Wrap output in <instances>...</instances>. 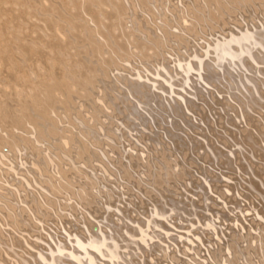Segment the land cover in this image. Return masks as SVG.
<instances>
[{
    "label": "bare ground",
    "instance_id": "6f19581e",
    "mask_svg": "<svg viewBox=\"0 0 264 264\" xmlns=\"http://www.w3.org/2000/svg\"><path fill=\"white\" fill-rule=\"evenodd\" d=\"M164 1L0 0V264H264V156L238 149L247 163L232 158L233 172L246 167L261 188L238 177L245 189L233 183L236 194L228 183L236 178L204 181L205 162L189 152L193 135L212 132L205 112L218 124L208 116L218 109L212 94L229 79L243 85L237 64L264 55V38L252 30L264 29V0ZM206 66L220 72L212 91L198 73ZM159 85L194 96L177 108L197 121L193 134L168 138L165 124L174 120L162 114ZM130 104L161 117L140 124L145 113ZM59 144H73L74 154ZM242 193L255 212L247 225L231 200ZM187 213L195 229L184 224ZM67 239L83 251L63 253Z\"/></svg>",
    "mask_w": 264,
    "mask_h": 264
},
{
    "label": "rangeland",
    "instance_id": "374dc122",
    "mask_svg": "<svg viewBox=\"0 0 264 264\" xmlns=\"http://www.w3.org/2000/svg\"><path fill=\"white\" fill-rule=\"evenodd\" d=\"M167 1H169V0H167ZM164 2H163V5H164ZM18 13L22 14V12H19V11H18ZM231 20H232V22L235 21L234 19H231ZM250 21H252V19H250ZM252 30H257L256 32L262 38H264V29H262L260 27L259 28L258 27H253ZM92 31H93V29H92ZM246 34H250L249 31H247ZM190 49H191V47H190ZM256 52H259V51H256ZM238 53L240 55V52H238ZM256 58L258 59L257 62L247 61L246 60V62L244 64L239 63V64H237L238 66L236 65L237 67L235 66L236 67V71L233 74H234L235 78H237V80L241 79L243 81V85H241V83L240 84L239 83L236 84V83H234V81H231L229 79L228 81H224L222 83L223 87L222 88L220 87L219 91H217V92L215 91L216 93L212 94L214 96V98H215V101L217 102V107H218L217 114H216L217 116L213 112L209 113L208 116H210L212 118L218 117L217 118V121H218L217 122L218 123L217 126H215L214 123L211 124L210 121L208 119H206V117H204L206 115L205 114L206 112H205L203 114V118L205 120L206 127L208 129H211L212 132L201 133L200 135H193V137H191L192 138V143L194 144L193 145L194 149H193V152L192 151H189V152L191 153V155H194V156L198 155L199 156L198 157L199 161L200 162L201 161L205 162V164L207 166V169H208L207 173H205L206 171H204V172L202 171V173H204V174L201 173L202 178H203V175H204V178L206 180H208L207 179L208 177H210V178L211 177H215V179L223 181V183H222L223 185H224V180L225 179L228 182L231 179V177H232V180L234 178H236L235 180L237 181V183H236L235 180H234L235 182L234 181L231 182V180L228 182L229 184L231 183V185L234 186V188H233V186L229 187V189L230 188H231V190L233 189L232 191H234V189L236 191L237 190L236 187H238V189L242 188L241 187L242 182H243L244 185L246 184V188H248V187L250 188L251 186L255 187L257 185V183L253 184V182H252L253 179H255V180L257 179L256 178L257 176H252L251 177V173H247L249 171V169H246V167H245V169L243 168L244 169L243 171H246V173H247L246 175H245V172H243L241 170L242 173H240V171H239L240 176H238L239 174L236 176V174L233 172L234 164L232 162L233 161L232 158H234V159L237 158L239 163H243L242 159H241V156H243V159H245V157L248 158L247 154H248L249 157H250V154H251V156H253V155L260 156V157L264 156V55H261L260 53H256ZM197 60H203V61H205L207 63L211 62V59L208 56H199L197 58ZM117 67L119 69H127L126 67L124 68L123 66H118V64H117ZM199 72L202 73L205 76V78L208 80V83L205 84V89L207 91L215 90V87L221 85V84H215V81H214L215 77H219L220 76V72H219L218 69H216V68L212 69V66L211 67H207L206 66L205 70H200L199 69L198 73ZM227 75L230 76V72H228ZM46 81H48V80L40 81L38 86L41 85V84L47 83ZM159 87H160V89L158 90V93H161L162 95H164V96H162V101L164 102V107L168 111L166 113L164 111H162L163 112L162 114L168 115L167 116L168 117L167 121H168V119L169 120L173 119L174 121H176V123L181 121V122H179V124L181 123L180 127H179V130H177L178 126L173 124L174 121H172V122L169 121V122H167L165 124L167 129L164 130V131L165 132L167 131L166 133H167L168 138L172 137L173 134H175V133L177 135H182L183 134L185 136H187V134H190V133L193 134L192 128H197L196 127L197 121L194 120L195 121L194 122L193 120H190V118L188 119V121L190 123L187 122V121H184V120H187V119H185L184 118L185 116L184 115L182 116L181 112H179L177 110V108L179 106H184V102L187 101V99L190 97L191 93H188L187 91L183 90L182 87L180 88V86L178 87L176 85H175V91L176 92H174V93H172L166 87H162L161 85H159ZM256 89H259L260 98L256 97V91H255ZM191 91L195 92V89H191ZM185 92H187V94ZM153 96H154V94H153ZM172 96L175 97V99H172ZM191 97H194V96L191 95ZM154 98H155V96H154ZM188 106L194 112L196 110H197V112H199L200 108L204 109L203 107H200L198 109L193 104H189ZM128 107L132 111H134V110L137 111V109L134 108V106L131 105V104L128 105ZM157 108H158L157 109L158 113H160L159 112L160 111L159 107H157ZM85 110L87 111V108L86 109H79V111H78L79 115L80 116L82 115V117H85V116H83L84 113H85ZM136 111H134L135 114H136ZM143 112L145 113L144 115L146 116L145 117L146 120H145V118H141L143 114L140 117L138 116V115H140ZM177 113L181 114V116L179 117V115H177ZM47 114L48 113L45 112V115H47ZM137 114L136 115L140 118V120H138V122H140L141 120L144 119L143 121H141L142 123H144L145 121L147 122V118H148V121H149L151 116H152V114H154V115L156 114L155 116L161 117L159 114L157 115V113H155V112H151V114H150L149 112L142 111V112H137ZM190 115H191V113H190ZM138 117H135L133 120L138 119ZM182 117H183V121H182ZM180 118H181V120H180ZM96 120L100 121L99 118L96 119ZM246 121H249V126L248 127H247ZM138 122L137 121H133L134 124H136ZM141 122H140V124H141ZM193 122H194L193 126H190V125H192L191 123H193ZM47 123H49V124L55 123V119L53 117L47 116ZM96 123L98 124V122H96ZM171 123H172V126L175 125L177 128L176 127L174 128V126L171 127ZM183 123H185V125L187 127L185 125L183 126ZM140 124L138 123V124H136V126L135 125L134 126L136 128L138 127L137 129L139 130L141 128ZM167 124H169L170 127L167 126ZM188 126H189V128L192 131H190ZM131 127L133 128L132 124H131ZM184 127H186V128H184ZM180 128H182L183 130L180 129ZM218 128L222 129L223 131L219 132ZM135 129L133 130L134 134L136 132L138 133V130L136 131ZM21 130L25 131L27 133V135L31 133L30 132L31 130L28 128V126H24ZM187 130H189V131H187ZM157 131L160 132L161 130H157ZM177 131H179V133ZM185 131H187L186 132L187 134L185 133ZM10 132H12V131H10ZM166 133H165V135H166ZM168 133L170 135H172V136H169ZM152 135L156 136V134L154 135V133ZM41 136L44 137V134H42ZM155 141H156V139H155ZM238 142L243 144V145L239 144ZM33 144L34 143H32V139L31 138H26L25 143L23 144V147L24 148H28V150H30V148H32ZM238 144L241 145V146L238 147ZM0 146H2V150H5L7 152V146L5 144L4 145H0ZM58 147H59L58 149L62 148L64 151H67L69 154H74L73 153L74 152L73 151L74 150L73 144L72 145L69 144L68 146H64V147L60 146V144H59ZM239 148H241V150L243 149L244 151H246L247 154L244 153L243 151H241V153L242 152L244 153L242 155L240 153V151L238 150ZM35 152L36 153L39 152V149L37 148ZM246 160L247 159L243 160L244 163H247ZM220 162H221V164H220ZM197 165L199 166V162H197ZM213 172H214V175H212ZM241 174L242 175L244 174L245 176H247V178L244 177V179H247L246 181H249L252 178L251 182L249 183L250 185H248L247 183H244V179H243L244 175L241 177ZM205 175H208V177L205 176ZM248 176L251 177V178H249ZM238 177L241 178L242 182L239 180L240 178H238ZM210 178H209V180H210ZM205 179H204V181H206ZM194 180L195 181L199 180V182H200V178H198V177L194 178ZM233 183H235L236 187H235V185ZM239 183H240V185H239ZM204 184H205V182L203 183V185ZM217 184H219V183H215V185H217ZM243 184H242V186H243ZM201 186L202 185L199 186L201 188V190L198 189V188L197 189H198V191L199 190L201 191V192L199 191V193H202V191H203L202 194H204L205 192H207V189H205L204 187H203L204 189H202ZM205 186L207 187L208 185L205 184ZM243 187H244L243 189H245V186H243ZM258 187L261 188V186H258ZM122 188H124V189H122ZM122 188H121V190H125L126 189V191H127V188H125V187H122ZM253 188H250V189H253ZM259 188H256L257 189L256 191H257V194L260 193V195H261V192H258ZM189 189L193 190L192 187H189ZM262 190H263V187H262ZM253 191H255V190L253 189ZM231 193L232 192L230 191V194ZM207 194H208V192H207ZM236 194H237V191H236ZM243 194L245 195V197L249 198L248 197L249 195H247L245 193H242V195ZM242 195H239L240 197L232 195L231 200H235L234 203L236 202V204H237L238 200L239 201H240V199L242 200V201H240V203L238 201L237 206H241L240 208H242L244 210V212H243V210L241 209L244 214L241 213V215L243 217L240 216V218L242 217L241 219L244 220V223H242V224L243 225L244 224L247 225L248 221L250 219L249 216H254L255 212L246 209L245 206L249 205L248 204L249 203V199L246 198V201L248 202L247 203L244 198L242 199V197H244V195L243 196ZM262 195H261V197L263 198L264 197V193ZM130 196H132V195L130 194ZM263 200L264 199L261 200L262 203H259V202H261L260 200L258 201V205L259 206H262V204H264ZM201 201H203V197H202ZM31 203L33 205L29 209L36 210V205H34L35 203L33 202V200H31ZM207 203L211 204L212 202L210 200V203H209V201ZM243 203H247V204L242 205ZM179 204H181V203H179ZM184 205L182 204L180 206H184ZM113 208H115V207L113 206ZM199 210L200 209L198 208L197 211H199ZM233 212L234 211H232V213L230 211H228L227 213L233 214ZM227 213H226V215H227ZM190 215H189V213H187L186 216H187V219H189V217H190L192 219V222L190 221V219L189 220H185L186 216H184V220H183L184 222H187V223H184V224H188L189 227H191L192 226L191 224L197 219V217L196 218L192 217L194 215H192V216H190ZM226 215H224V216H226ZM245 216H247L248 219ZM226 217H228V216H226ZM174 220H172L173 224H175ZM183 221H180V222H183ZM218 221H220V220H218ZM175 222L178 223V221H175ZM239 222H241V220ZM189 223H191V224H189ZM94 224H96V223H94ZM179 224H180L179 226H183L182 225L183 223H179ZM177 226H178V224H177ZM186 227L187 226L185 225L184 229ZM189 227H187V228L188 229H192L193 226L191 228H189ZM172 228H173V225H172ZM182 229L183 228H179L178 229L179 231L181 230L180 233H182L184 231ZM188 229H186V231L189 232ZM193 229H195V228L193 227ZM218 229H219L218 232L220 233L222 228L221 229L218 228ZM92 230L96 231L97 230V225H92ZM186 231H184V232L187 233ZM215 231L217 233V230H215ZM223 235H224V233H223ZM69 240L70 239L65 240L66 242H64L62 244L63 253L67 254V253H69L70 251H73V250H75L77 252H82L83 251L81 248L76 246V242L73 243V242H70ZM53 248H55V247H53ZM24 257H25V255H24Z\"/></svg>",
    "mask_w": 264,
    "mask_h": 264
}]
</instances>
